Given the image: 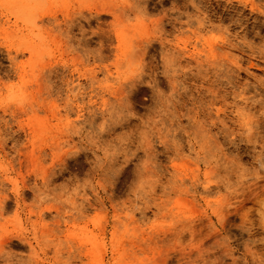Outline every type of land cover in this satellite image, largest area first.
I'll return each instance as SVG.
<instances>
[{"label": "rangeland", "instance_id": "374dc122", "mask_svg": "<svg viewBox=\"0 0 264 264\" xmlns=\"http://www.w3.org/2000/svg\"><path fill=\"white\" fill-rule=\"evenodd\" d=\"M0 264H264V0H0Z\"/></svg>", "mask_w": 264, "mask_h": 264}]
</instances>
